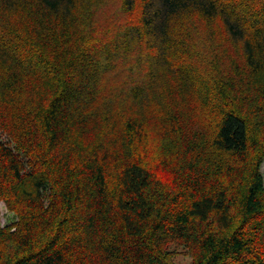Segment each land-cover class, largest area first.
Segmentation results:
<instances>
[{
    "label": "trees",
    "instance_id": "1",
    "mask_svg": "<svg viewBox=\"0 0 264 264\" xmlns=\"http://www.w3.org/2000/svg\"><path fill=\"white\" fill-rule=\"evenodd\" d=\"M2 134L0 264H264V0H0Z\"/></svg>",
    "mask_w": 264,
    "mask_h": 264
},
{
    "label": "rangeland",
    "instance_id": "2",
    "mask_svg": "<svg viewBox=\"0 0 264 264\" xmlns=\"http://www.w3.org/2000/svg\"><path fill=\"white\" fill-rule=\"evenodd\" d=\"M112 8H113L114 11H116L118 7L117 6H115V7L112 6ZM109 9H110V7L108 5L105 6V7L102 6L99 9V17H98V19L95 20V24H98V26H102L101 28H107L109 26L108 24H104L105 23L104 21L105 20L107 21V18L109 17V14L114 13V11H112V9H110L111 12H109ZM195 46L197 47L198 45H195ZM200 51H202V50H200ZM135 55H137V54H135ZM204 56L206 58V54ZM207 59H210V55H209V57ZM140 62H141V58H140ZM130 63H131V61H130ZM137 64H138V60L136 59V57H134L133 58V63H132V67H133L132 73L124 72V71H122L123 70L122 67H119L116 70H114V74H116V72H117V75L118 74H122L123 75L124 73H126L127 77H130L132 79L137 78V75H138L139 76V80H140L141 76L143 74V70L140 71L139 68L136 69L135 66ZM122 66L126 67V65H122ZM119 78H121V77H119ZM33 80H34V82H32L33 86L32 87L30 86L31 90L26 88L22 92V103H26L28 100H30L29 99L30 96L35 91V88H36L38 82H37L36 79H33ZM103 82H104V85H103L104 89L107 86L112 85V83L106 77H105V79H103ZM42 83L45 84V81H42ZM114 83L116 84L117 82H114ZM119 88L122 89L121 87H119ZM121 92H123V91H121ZM39 96H41L42 99H44L46 97V95L42 94V92H40ZM107 97H110L109 94H107ZM147 98L148 97L146 95V99ZM153 99L154 98L148 99L145 102V104L142 106V107H146L147 108V115L149 116L151 122H155V121H158L159 119H163V113H161L159 111V108L155 105V102H154ZM194 109H195V104H194L193 101H191L190 114H191V121L192 122H196V121L202 119L200 114L194 112ZM119 119L120 118L116 119V122H119L118 121ZM150 137L151 138H150L149 142H150L151 149L156 153V151L158 150L159 144H160V135H157L156 131L153 130V132L150 133ZM0 138L2 140L6 141V142L9 141L12 146L15 145V143H13L9 139V137L7 135H5V134L0 135ZM260 173L262 175L263 185H264V159H263V162H262V164L260 166ZM162 174H164V173H162ZM16 221H17V217L6 208V206H5V204L3 202H0V229L4 230L7 227L12 226ZM10 231H14V227L13 226L10 227ZM170 260L172 261L173 264H191L192 263V259H191V256L189 255V253H187V251H185V250H183V249H181L179 247L175 249V252L172 255V257L170 258Z\"/></svg>",
    "mask_w": 264,
    "mask_h": 264
}]
</instances>
